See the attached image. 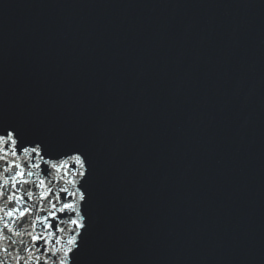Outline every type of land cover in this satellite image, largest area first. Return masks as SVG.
Instances as JSON below:
<instances>
[{
	"label": "snow or ice",
	"instance_id": "6c2138e0",
	"mask_svg": "<svg viewBox=\"0 0 264 264\" xmlns=\"http://www.w3.org/2000/svg\"><path fill=\"white\" fill-rule=\"evenodd\" d=\"M23 153L26 156H44L49 157L43 164L40 163H16L15 157ZM69 157L73 163L69 164L61 157ZM12 158L9 169L4 172L10 173L9 179H0V200L6 201L11 210L6 212L8 221H19L15 223H3L5 215L0 214V239L4 238L5 232H11L12 235L30 238L27 245L23 240L20 241L22 248L17 250L13 259L17 264H23L25 260L31 264V258L34 257L36 264H77V257L82 250L84 237L89 229V216L86 212V206L89 201L87 185L90 176V164L87 155L80 149H73L69 152L52 153L46 151L41 143L29 140L24 137L20 130L15 126L0 124V161L6 162ZM53 170L59 174L57 180L53 176L52 180L41 178L36 172L28 169ZM68 169L67 172L64 170ZM75 176L71 179H65V176ZM46 172L45 176L50 175ZM36 177L35 180L28 179ZM75 177H79L77 180ZM23 184L25 186L35 184L37 188L42 189L37 200H33L35 193L27 187L24 194L17 196L15 191L10 195H5L4 189L11 185L15 190ZM59 184V188L56 187ZM71 186V187H68ZM32 201V203H29ZM43 202V203H41ZM19 205V206H15ZM3 210L0 209V212ZM34 217L28 221V217ZM71 225V227H69ZM39 226L42 231L37 230ZM20 228L21 231H15ZM66 236V238H65ZM15 244L16 241H10ZM40 251L44 260L36 256V251ZM0 251L8 252V248H0ZM26 252L28 256H22ZM0 264H4L0 260Z\"/></svg>",
	"mask_w": 264,
	"mask_h": 264
}]
</instances>
